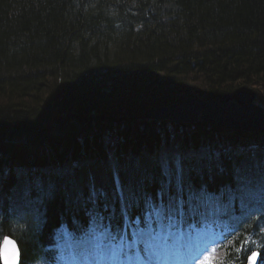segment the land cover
<instances>
[{
	"label": "trees",
	"instance_id": "trees-1",
	"mask_svg": "<svg viewBox=\"0 0 264 264\" xmlns=\"http://www.w3.org/2000/svg\"><path fill=\"white\" fill-rule=\"evenodd\" d=\"M244 84H264V0H0V208L6 216L0 243L4 236L17 239L13 230L22 229L17 239L22 264L41 263L52 230L65 224L75 233L73 221L83 219L57 201L48 207L41 234L35 213L19 199L22 174L68 167L85 182L91 176L98 186L110 187L113 158L127 164L148 156L158 143L187 145L190 132L214 130L202 123L144 122L153 128L135 139L136 126L115 128L106 119L111 132L100 138L102 133L87 125L73 126L87 115L83 103L90 100L99 110L112 111L113 98L121 92L136 118L190 96L217 100ZM33 108L47 128L22 125L21 116L28 117L33 111L26 109ZM70 114L66 122L73 128L66 139L50 122L65 121ZM48 129L53 133L47 142L41 137ZM154 129L163 132L152 134ZM28 134L38 136L36 142ZM2 135L10 138L2 140ZM236 136L231 151L243 150L252 160L253 150L264 152V131L252 138V148ZM234 207L239 219L223 221L240 224V231L226 243L222 264H245L239 248L246 247L243 241L251 231L258 235L254 226L264 229L261 213L249 218L241 216L239 202Z\"/></svg>",
	"mask_w": 264,
	"mask_h": 264
},
{
	"label": "snow or ice",
	"instance_id": "snow-or-ice-1",
	"mask_svg": "<svg viewBox=\"0 0 264 264\" xmlns=\"http://www.w3.org/2000/svg\"><path fill=\"white\" fill-rule=\"evenodd\" d=\"M111 186H98L68 167L21 177L19 199L36 215L40 233L49 205L60 201L82 214L75 234L62 225L44 264H176L187 249L193 226L261 213L264 220V167H255L243 150L158 143L144 159L127 164L113 158ZM2 192V184H0ZM6 219L0 208V223ZM22 229L13 230L19 238ZM235 234V233H233ZM17 239L4 236L3 264H22ZM205 246L192 264H213ZM264 242L238 250L246 264H264ZM201 257H204L201 260Z\"/></svg>",
	"mask_w": 264,
	"mask_h": 264
},
{
	"label": "bare ground",
	"instance_id": "bare-ground-1",
	"mask_svg": "<svg viewBox=\"0 0 264 264\" xmlns=\"http://www.w3.org/2000/svg\"><path fill=\"white\" fill-rule=\"evenodd\" d=\"M244 85H247V84H244ZM240 86L241 85H239L238 87H240ZM238 87H236L232 92L228 93V95H231ZM115 95L116 96L113 98V102L115 104V107H114V109H112V111L107 112L105 110H99L98 105L92 106L93 103L92 104L89 103L90 100H88L86 103H83V105L88 106V108L85 110L87 115L85 118L79 117V119H77L78 123L73 124V126L81 127V124L87 125L92 130L94 129L95 131L99 132L97 134L102 133L101 137H100V138H102V135L108 134L109 132H111L109 125L104 124L107 120H109L112 127H115V128L116 127L121 128L123 126H127L129 128L130 125L136 126L134 129V133H133V137H135V139H140L142 137L140 135V133L149 132L153 128V127H148L150 125L144 126V124H143L144 122L145 123H147V122L153 123V124H155V123L156 124H160V123H167L168 124L169 123V124L174 126L173 123H170L168 121H162V122L160 121L159 122V121H154V120H145L144 116H142V115H138L136 118L132 117V114L134 113V111L126 108V106H125L127 104H130L128 96L124 95L121 92H118ZM190 97H197L200 100H202L201 97L198 95L190 96ZM219 99H221V97ZM219 99H217V100H219ZM217 100L209 99V100H203V101L204 102H214ZM173 104H175V103L164 104V105L159 106V107L157 106V107L147 109L145 115L149 114L155 108H163L164 109V108H167ZM138 110H140V109H138ZM30 111H33V112L31 115L26 114L28 117H25L24 115L21 116L22 125L27 124V123L36 124L37 128L43 130L44 127H46V125H44L46 122L44 123L43 120H41V118H39L40 117L39 113H36L34 111V108H33V110L32 109L31 110L26 109L25 113L30 112ZM136 112H141V111H136ZM57 116H58L57 114L54 115V117H57ZM107 117H109V118H107ZM72 118H73V115L70 114L67 117H65V121L64 120L63 121L55 120L53 122H50V125L52 124V127L56 128V133L58 135L62 136L63 138L69 139L71 137L73 127L71 126V124H68L66 121H70V120H72ZM208 126H210L211 128L214 129L215 135L213 133L210 135L206 131H202L201 129H196L194 132H190V134L193 133L192 135H188V136L186 135L187 137L185 136V143L187 145L191 144V145H195V146H210L212 148H215L213 146L217 145L218 147H221L222 150H225V149L231 150V148L234 147L233 142H232V135L224 134L221 137H219L216 134L221 128L217 127L215 124H211V125L208 124ZM169 127L171 129L170 125H169ZM158 131H156L154 129L152 134H159V133L163 132L160 129ZM50 132L53 133L52 131L49 130L47 135L43 134V137H41V138H44L45 141L47 140V142H48L49 141L48 137L50 136ZM79 132H81V131H79ZM83 134H84V136H86V134L84 132H83ZM152 134L150 136H146V138L147 139L152 138ZM28 136H29L28 139H30V141H32V142H36L35 140H37V137H38V136L33 137L32 135H29V134H28ZM2 137H3V135H2ZM8 138H10V137H6V138L3 137L2 140L8 139ZM24 139L26 140L27 137L26 138L24 137ZM154 139H158V137L154 136ZM83 142H84V140H83ZM89 146H90V144H88L87 147L84 146L86 149H88L86 154H90L93 152V148L92 147L89 148ZM105 149L108 151V147H105ZM61 153L60 154L62 157L66 154L64 151L63 152L61 151ZM71 155H72V153H71ZM61 156L59 155L60 161L62 160ZM146 157H147L146 155H140L139 159H144ZM252 157H253V160L252 159H249V160L254 161L253 165L255 167H257V168L264 167V152L262 151V149L258 148V150H253L252 151ZM64 161H66V160H64ZM9 162L10 161L8 159L4 163L8 164Z\"/></svg>",
	"mask_w": 264,
	"mask_h": 264
},
{
	"label": "water",
	"instance_id": "water-1",
	"mask_svg": "<svg viewBox=\"0 0 264 264\" xmlns=\"http://www.w3.org/2000/svg\"><path fill=\"white\" fill-rule=\"evenodd\" d=\"M259 86L263 87V84ZM258 93V86L241 85L231 95H223L217 101L204 102L189 97L164 109L155 108L144 118L177 125L204 122L222 129L257 131L264 126V106L256 102ZM4 247L3 242L0 253Z\"/></svg>",
	"mask_w": 264,
	"mask_h": 264
},
{
	"label": "rangeland",
	"instance_id": "rangeland-1",
	"mask_svg": "<svg viewBox=\"0 0 264 264\" xmlns=\"http://www.w3.org/2000/svg\"><path fill=\"white\" fill-rule=\"evenodd\" d=\"M261 91V90H260ZM201 234V233H200ZM201 237L199 236V235H197L196 233H193V236H192V240H191V243H190V245H189V247L187 248V249H185V250H183L181 253H180V257H183L182 259L180 258L178 261H176V264H184V262L185 261H183V259H185V260H187V258H186V255H188L189 257L191 256V258H190V261H189V264L192 262V258H193V256L194 255H196V253L198 252V251H201L200 249H196L195 251H193V250H191L190 249V247H192V248H194V247H196V246H198V242H199V239H200ZM188 257V258H189ZM203 257H201V259H202ZM183 261V262H182ZM185 264H186V262H185Z\"/></svg>",
	"mask_w": 264,
	"mask_h": 264
}]
</instances>
